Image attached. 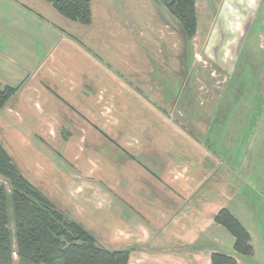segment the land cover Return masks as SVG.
Instances as JSON below:
<instances>
[{
  "label": "rangeland",
  "instance_id": "obj_1",
  "mask_svg": "<svg viewBox=\"0 0 264 264\" xmlns=\"http://www.w3.org/2000/svg\"><path fill=\"white\" fill-rule=\"evenodd\" d=\"M195 2L199 33L184 39L160 0H90L89 25L44 0H0V85L16 90L0 144L97 246L131 248L129 264H210L204 239L161 236L159 215L223 202L226 181L254 237L235 256L264 264V9ZM224 233L216 246L230 250Z\"/></svg>",
  "mask_w": 264,
  "mask_h": 264
},
{
  "label": "trees",
  "instance_id": "obj_2",
  "mask_svg": "<svg viewBox=\"0 0 264 264\" xmlns=\"http://www.w3.org/2000/svg\"><path fill=\"white\" fill-rule=\"evenodd\" d=\"M44 1L67 20L82 25L91 23L90 0ZM160 1L177 21L183 38H194L195 0ZM15 92L0 85V110ZM0 176L10 185L9 196L0 185V264H14V256L17 264H129L131 248L107 250L97 246L84 227L66 220L45 194L24 179L1 144ZM214 222L233 238V251L237 255L253 254L249 233L226 208L217 212ZM210 264L238 263L231 256L212 253Z\"/></svg>",
  "mask_w": 264,
  "mask_h": 264
},
{
  "label": "crops",
  "instance_id": "obj_3",
  "mask_svg": "<svg viewBox=\"0 0 264 264\" xmlns=\"http://www.w3.org/2000/svg\"><path fill=\"white\" fill-rule=\"evenodd\" d=\"M263 3H264V0H255L254 6L257 7V13L258 14L264 9V8H262ZM262 19H263L262 21L264 22V15H263ZM196 22H197V26H196V34H195L194 38L199 33V13L197 12V10H196ZM260 35H262V34L258 35V39H259ZM260 43L261 42H259V44ZM235 59L237 61V58H235ZM227 164H226V168H228ZM223 186H224L223 189L226 193V194H224V195H226V197L224 196L225 199L223 202L215 203L214 205L202 203L201 205L198 206L197 213L194 212L195 208L190 209V208L185 207V206H183L176 213L175 212L171 213L173 211V209L168 208L166 210V211H168V213L165 216H163L162 213L159 215V218L161 219V223H162V221H164V222L157 229L160 232L161 236H162V234H164L165 236L170 237V238L172 237L171 235H174V234H176V236L178 238H181V237L185 238V236L186 237L200 236V238H199L200 240L198 241L199 244H201L202 240L204 239V242H202L201 245L205 244V247H207L206 249L210 250L209 262H210V255L212 253H222V254H225L227 256L233 257L237 261L238 264H241V262L235 256L236 253L232 250L233 246H232V249L228 248L230 250H221L222 248L218 249L219 246H216V244L218 245V243H220L219 237L222 239L224 238V241L225 240L229 241V237L224 233L225 230L223 228H221L219 225H217L215 222H214L213 226H211L209 224L208 226L204 227L200 222L201 221L200 218H198L200 216V214L203 213V214H206V219H208L209 217L212 216L211 220H213L215 215L217 214V212L220 209L226 208L240 222V224L245 228V230L249 233V235L251 237V244L254 243L253 242L254 237H253L251 230H248L243 225L242 221L239 220L238 216L236 215V213L231 208L228 209V203L233 200V196L235 193L230 192V194H228L227 190H229V186H227L226 181H225V184H223ZM155 221H156V218L144 217L145 226L152 229V232H153V223H157ZM149 224H150V226H149ZM171 227L174 228L175 230H170ZM222 229L224 231H222ZM172 231L174 233H172ZM230 244H231V242H230ZM205 247L203 249H205ZM252 247H253V245H252ZM199 249L203 250L202 246H200ZM225 249H227V248H225Z\"/></svg>",
  "mask_w": 264,
  "mask_h": 264
},
{
  "label": "flooded vegetation",
  "instance_id": "obj_4",
  "mask_svg": "<svg viewBox=\"0 0 264 264\" xmlns=\"http://www.w3.org/2000/svg\"><path fill=\"white\" fill-rule=\"evenodd\" d=\"M181 109H182V111H184V112H185V110H187L186 107L183 108V105H181ZM184 109H185V110H184ZM202 122H203V124H205V122H204L203 120H202V121L199 120V123L196 125V129H195L199 137H200L199 134L202 135V131H201V129H202ZM195 123H196V122H195ZM203 126H204V125H203ZM203 130H204V128H203Z\"/></svg>",
  "mask_w": 264,
  "mask_h": 264
}]
</instances>
